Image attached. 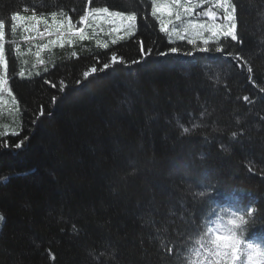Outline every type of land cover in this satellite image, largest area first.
Here are the masks:
<instances>
[{"label":"trees","instance_id":"obj_1","mask_svg":"<svg viewBox=\"0 0 264 264\" xmlns=\"http://www.w3.org/2000/svg\"><path fill=\"white\" fill-rule=\"evenodd\" d=\"M232 2L238 40L204 45L171 41L162 24L183 8L153 15V0H0L8 28L13 14L66 23L31 39L47 44L46 64L9 57L11 73L32 77L9 81L22 123L0 134V264H187L207 227L233 214L247 221L244 242L264 246V0ZM101 8L135 14L134 34L88 42L94 21L79 18Z\"/></svg>","mask_w":264,"mask_h":264},{"label":"snow or ice","instance_id":"obj_2","mask_svg":"<svg viewBox=\"0 0 264 264\" xmlns=\"http://www.w3.org/2000/svg\"><path fill=\"white\" fill-rule=\"evenodd\" d=\"M209 0H185L182 4L181 0H171L170 3L158 4L157 0H153L155 5L153 9V15L157 12L167 13V15H173V6L183 8L184 13L191 16L196 8H203L204 4L208 3ZM213 7L215 9L222 10V14H218L213 8H208L206 11L201 12V16L206 17V21H197L189 19L183 29H172L171 34L177 36L179 39H185L189 32H192L195 37L201 38L204 45L210 43L209 39L203 38L204 32H208L212 37H217L222 35L226 38H231L232 41H237V17H236V6L232 0H211ZM100 13L107 14L109 17L117 18L122 22V27L128 29L129 34H134L136 28L137 17L135 14L124 15L120 12H109L108 8L96 9L95 12L89 11L87 15H83L79 18V23L87 24L90 16L99 15ZM32 19H35L33 17ZM176 19L180 20L181 16L177 12ZM13 22H19L25 20V17L19 14H13L11 16ZM207 21H211L209 24ZM218 21H227V25ZM61 25L63 21L59 22ZM171 23V21L169 22ZM69 31L72 35L81 36L84 29L83 28H73L72 18L69 17L67 20ZM5 23L0 21V66L3 67V75H0V90L8 84V61L5 59L4 54V44L2 41L5 37ZM14 30V28H13ZM118 31L119 29H114ZM59 31V28L57 29ZM161 31L169 32L167 25L162 24ZM83 38V37H82ZM192 44H196V39H191L189 41ZM115 43V41H113ZM141 52L145 51L143 42L141 41ZM202 52L209 51L208 47H201L199 49ZM176 49H172V52H176ZM216 51L223 52V48H217ZM161 55H168V53H161ZM236 59H240L236 57ZM141 60H134L132 63L139 64ZM118 63H124V61L117 55L113 54L111 56V65ZM110 64L105 63L103 69H108ZM97 69L95 67L91 68L90 72L86 71L84 77L87 78L91 73H95ZM249 73L252 72V68L247 69ZM20 75H23L21 72ZM47 82V81H46ZM63 84V81H61ZM55 87V85H53ZM63 91V88H61ZM261 91H264L262 89ZM245 101L249 100V97L245 96L243 98ZM56 98L53 97L52 102L55 103ZM40 115H44L43 109L40 110ZM183 132L188 133L189 128L183 127ZM0 134H7L0 133ZM13 135H18V133L13 132ZM235 135V133H233ZM7 146V145H5ZM23 146V140L17 142L14 147L19 149ZM204 195V193H200ZM251 213H249L250 215ZM3 215H0V221H3ZM247 224L244 215L236 216L233 214L231 218L227 220L226 223L216 222L214 226L207 227L206 231L199 236L195 241L196 247L193 250L192 256L188 258L187 264H264V246L253 243H246L242 239V232L239 231L242 225Z\"/></svg>","mask_w":264,"mask_h":264},{"label":"rangeland","instance_id":"obj_3","mask_svg":"<svg viewBox=\"0 0 264 264\" xmlns=\"http://www.w3.org/2000/svg\"><path fill=\"white\" fill-rule=\"evenodd\" d=\"M162 0H158L157 2H160ZM208 8H213L212 6ZM206 11V10H205ZM214 11H217V13H222V10L215 9ZM184 13V12H183ZM202 20L197 21H206L207 18L201 16V12L199 13ZM25 17V20L19 21V22H13L9 26V28L5 27V37L2 43L4 44V54L5 59L8 61V84L3 87V90H0V112H7L8 117L0 118V132L5 131L7 133H18L19 127L22 123L20 115L21 110L19 109L17 98H15L14 91L9 87L10 83L9 81L14 75H17L18 77L25 79L31 78L32 75L25 74L22 70L21 72L23 75H20L21 72H12L11 73V64H10V58H9V46H17V48L14 49L16 52V55L21 56V59L18 56V62L20 61L21 65L23 66V62L26 63V65H32L35 66L37 63L41 62L42 64H46L47 60V50H46V43L37 44L35 43L37 37L39 35L41 38L45 37V31L47 34H50L51 32H57V29L59 30L66 28L64 19L60 17H42V16H33L30 14H23L21 15ZM184 16H181L180 20H177L176 17H174L172 20L165 21L164 25H167L169 28V32H164L168 38L171 41H190L191 39H196L197 41L202 40L201 38L195 37L192 32H189L185 39H179L177 36L172 35V29H183V27L186 25V22L189 20L186 16L187 14L184 13ZM35 17V19H32ZM95 30H93V26L91 27L92 33L89 34L87 37L88 42H91L99 45L101 47H105L108 43L113 42L116 35L120 40H123L124 38L131 36V34L128 33V29L125 27H122V22L119 21L117 18L109 17L107 14L100 13L99 15L92 16ZM185 19V20H184ZM191 19V18H190ZM193 19V18H192ZM63 21V24L61 25L59 22ZM171 21V23H169ZM209 24H211V21H207ZM222 22L225 25H227V21H218ZM137 25V23H136ZM108 26H113L114 29H119L118 31L114 30V34L110 35L109 30L107 29ZM14 28V30H13ZM135 32V30H134ZM10 33H12V37H10ZM10 37V38H9ZM64 35H60L57 38L56 44H64ZM220 37H223L222 35H219L217 37H212L210 33L204 32L203 38L207 39H220ZM31 39H34L35 42H33ZM18 41V43L16 42ZM25 41V42H24ZM44 41V39H43ZM19 42H24V44H21ZM44 71L46 72V68L44 67ZM0 75H3V67L0 66ZM9 113V114H8Z\"/></svg>","mask_w":264,"mask_h":264},{"label":"bare ground","instance_id":"obj_4","mask_svg":"<svg viewBox=\"0 0 264 264\" xmlns=\"http://www.w3.org/2000/svg\"><path fill=\"white\" fill-rule=\"evenodd\" d=\"M113 41H115V43H113V42H111V43H108L107 44V46H111V47H115V46H117V45H119V43H121L119 40H113ZM14 49H15V47L14 46H12V47H10L9 49H8V52H9V57L13 60V58H14V60H18V57H17V55H16V52L14 51ZM143 54H144V52H143ZM171 55H173V56H175V55H177L176 54V52H172L171 53ZM235 196L237 197V198H239L240 196H238V195H236L235 194Z\"/></svg>","mask_w":264,"mask_h":264}]
</instances>
